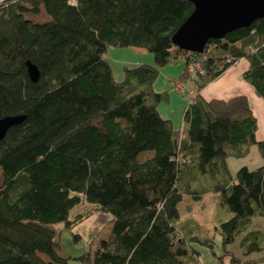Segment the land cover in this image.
Listing matches in <instances>:
<instances>
[{
    "label": "trees",
    "instance_id": "trees-1",
    "mask_svg": "<svg viewBox=\"0 0 264 264\" xmlns=\"http://www.w3.org/2000/svg\"><path fill=\"white\" fill-rule=\"evenodd\" d=\"M193 10L189 0L0 4V119L25 117L0 141V264H205L198 246L217 264H252L227 249L244 234L246 256L264 251V234L248 232L264 217V166L242 167L234 177L227 167L253 146L264 158L257 119L245 95H200L247 59L243 80L264 101V18L194 54L172 41ZM43 13L47 21L34 20ZM111 48L146 50L155 65L126 68L118 82L105 58ZM28 61L40 72L37 82ZM175 62L185 67L175 83L189 81L191 63L204 70L191 80L196 95L185 133L160 116L168 94L152 88L159 69ZM208 193L231 218L209 235L186 233L184 198L199 202ZM79 205L88 210L71 218ZM97 213L111 216L109 238L66 256L62 231Z\"/></svg>",
    "mask_w": 264,
    "mask_h": 264
},
{
    "label": "crops",
    "instance_id": "crops-1",
    "mask_svg": "<svg viewBox=\"0 0 264 264\" xmlns=\"http://www.w3.org/2000/svg\"><path fill=\"white\" fill-rule=\"evenodd\" d=\"M131 50L125 55L119 62L122 71V77L118 82L125 80L126 77V68L134 69L142 65H155V59L152 54H150L146 50L135 49V48H127ZM109 51V50H108ZM106 60L110 62L112 65V60L108 56V52L105 55ZM135 58V60H134ZM132 59V60H129ZM130 61V62H127ZM132 66V67H131ZM249 61L247 59L239 60L234 66H232L229 70H227L220 78L209 84L206 88H204L200 95L206 100H229L238 95H245L249 100L250 107L253 111L254 116L257 119V140H264V133L260 134V128L264 129V101L259 98L253 89L247 82L243 80V73L249 69ZM113 68V67H112ZM184 64L182 62L170 63L169 65L160 68L158 72V76L152 86L153 91L156 93H167L168 101L166 103H162L158 106V112L163 119L169 120L174 129L177 131L186 132V125L184 122V115L189 106V101L192 96L196 95L195 85L192 82L186 83L187 85V98L185 95H181L175 93L173 91V84L179 81L180 77L184 73ZM114 73V70H113ZM115 76V74H114ZM116 79V78H115ZM264 166V158L258 152L256 146H253L249 150V154L241 159L229 158L227 159V167L229 175L234 177L239 169L242 167H248L249 169H257ZM206 197L212 198V206L214 210L213 219L208 221L205 218V221L197 216H188L184 217L182 214L181 206V221L180 227L186 233H190L193 235H209L211 230L209 227L215 229V227L219 224L220 221L228 220L231 218V215L228 213H222L223 209L216 204V195L213 197V193H208L199 202H195L190 198H184V201H191L194 205L202 204ZM184 201L182 204H184ZM181 204V205H182ZM202 208V207H201ZM204 210V208H202ZM101 216L100 221H102L101 226H99L96 230V234L93 238L98 237L101 240H106L109 238L111 234L112 227L110 225L111 216L109 214L99 213ZM95 215V214H94ZM93 215V216H94ZM92 216V217H93ZM91 218V217H90ZM89 218V219H90ZM260 231L264 234V217L262 218H254L250 225L248 232ZM245 237V234L239 237L233 244L229 245L227 249L231 252L235 257L239 258L243 263L252 262V264H264V251L262 252H254L250 255H245L240 246L241 241ZM235 247V248H234ZM204 263V262H203ZM206 264V263H205ZM208 264V263H207ZM217 264V260L213 258V263ZM225 264H230L228 258L225 260Z\"/></svg>",
    "mask_w": 264,
    "mask_h": 264
},
{
    "label": "water",
    "instance_id": "water-1",
    "mask_svg": "<svg viewBox=\"0 0 264 264\" xmlns=\"http://www.w3.org/2000/svg\"><path fill=\"white\" fill-rule=\"evenodd\" d=\"M194 5L192 14L174 34L173 44L181 50L202 54L212 39H224L233 31L248 28L264 18V0H189ZM33 82L40 77L38 68L26 63ZM24 116L0 119V141L7 131L24 121Z\"/></svg>",
    "mask_w": 264,
    "mask_h": 264
},
{
    "label": "rangeland",
    "instance_id": "rangeland-1",
    "mask_svg": "<svg viewBox=\"0 0 264 264\" xmlns=\"http://www.w3.org/2000/svg\"><path fill=\"white\" fill-rule=\"evenodd\" d=\"M5 0H0V4L4 2ZM73 1V0H71ZM49 19L48 15L43 13L42 15L38 16L34 20L38 22H45ZM131 50L129 49H120V48H111L108 51V56L111 58L112 62V67L114 70L115 78L116 80H120V77H122V71H121V66L120 61L123 57H125L126 54L132 53L130 52ZM132 60V59H129ZM135 60V58H134ZM136 61V60H135ZM130 62V61H127ZM193 64V63H192ZM132 67V66H131ZM191 81H188L189 83ZM193 83V82H192ZM174 85V84H173ZM196 90V88H195ZM175 93L184 95L182 93L176 92ZM184 97H188L187 94ZM188 99V98H187ZM190 102V101H189ZM182 131V129L180 130ZM260 134L264 133L263 127L260 128ZM149 154L144 155L142 158L148 157ZM1 184V182H0ZM212 198L206 197L202 204H197L194 205L193 202L191 201H184V204L181 205V210L182 214L184 217L188 216H197L205 221V218L208 219L209 223L213 219L214 216V210L212 206ZM204 208V210L202 208ZM88 210V207L86 205H79L77 206L72 212H71V218H74L76 215L84 213ZM100 214L97 213L90 219H87L86 221L78 224L75 228L73 229H67L63 230L61 234V247H62V252L66 256L70 257H76L84 252H86L89 249V244L90 241L93 239V237L96 234V230L99 226H101L102 221H100ZM61 225H55L54 228L57 229ZM209 229L212 231V228L209 227ZM74 235H80L82 237L81 242H75L74 240ZM215 250L218 251L221 249V243L216 242L215 243ZM199 250L201 251V259L204 263L212 264L213 263V258L210 256L208 251L202 247L198 246ZM235 248V247H234ZM76 264V263H75Z\"/></svg>",
    "mask_w": 264,
    "mask_h": 264
},
{
    "label": "built area",
    "instance_id": "built-area-1",
    "mask_svg": "<svg viewBox=\"0 0 264 264\" xmlns=\"http://www.w3.org/2000/svg\"><path fill=\"white\" fill-rule=\"evenodd\" d=\"M187 72L189 75V81H191L194 80L198 76V74H203L204 70L199 64L191 63L187 67ZM173 91L186 95L188 91L186 83H175L173 85Z\"/></svg>",
    "mask_w": 264,
    "mask_h": 264
}]
</instances>
